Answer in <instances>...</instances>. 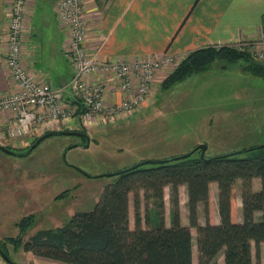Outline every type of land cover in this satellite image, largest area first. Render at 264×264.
Returning <instances> with one entry per match:
<instances>
[{
    "label": "rangeland",
    "instance_id": "obj_1",
    "mask_svg": "<svg viewBox=\"0 0 264 264\" xmlns=\"http://www.w3.org/2000/svg\"><path fill=\"white\" fill-rule=\"evenodd\" d=\"M223 64L215 61L207 72L194 74L166 90L160 84L172 68H162L157 71L162 77L160 83L152 80L148 97L151 106L116 122L85 127L71 119L58 125L37 124L31 130L32 135L57 128L69 131L67 126L74 121L77 131L89 134L87 147L82 137L55 135L42 140L29 153L28 149L15 151L27 152L24 156L0 152V239L16 237L17 223L29 215L34 221L24 239L37 230L61 226L75 213L89 212L104 186L117 177L105 174L155 160L141 158L180 156L172 154L184 152L197 142L205 144L204 141L219 148H208L204 153L207 159L222 154L225 148L241 151L263 145L264 77L241 71L243 61L221 68ZM257 142L259 145H254ZM99 175L103 176L94 178ZM43 179L45 186L39 189ZM259 188L260 180L254 179L252 190ZM60 195L63 197L58 198ZM233 199V218L242 220L240 181L234 185ZM216 201L214 194L209 195L206 210L204 205L199 206L202 216L205 212L210 214ZM131 204L133 211L132 200ZM166 205L164 219L170 216L172 207L168 194ZM147 208L152 209L150 201ZM7 248L16 264H27L26 252L21 248L16 252L11 245ZM0 264H7L1 256ZM260 264H264L262 246Z\"/></svg>",
    "mask_w": 264,
    "mask_h": 264
},
{
    "label": "trees",
    "instance_id": "obj_2",
    "mask_svg": "<svg viewBox=\"0 0 264 264\" xmlns=\"http://www.w3.org/2000/svg\"><path fill=\"white\" fill-rule=\"evenodd\" d=\"M94 1L100 7L110 0ZM234 45L205 46L187 53L161 81L160 88L169 89L194 74L207 72L215 61H223L221 68L243 61L245 71L264 77V64L253 61L246 50H237ZM199 152L116 175L104 186L92 210L75 213L61 226L37 230L27 239L25 234L34 219L32 215L23 217L17 223L19 234L0 239V249L10 259L8 245L15 252L21 248L66 264H193L190 229L195 228L197 264H217L220 254L224 264H253V247L255 264H260L261 246L264 261V145L208 159L204 156L206 160ZM254 179L260 180L257 191L252 190ZM237 181L241 221L233 218ZM210 183L217 185L219 223L210 224L205 212V224L201 225L198 207L204 205L206 210ZM182 185L186 189L188 226L180 224L178 188ZM165 187L170 189V227L164 224ZM129 194L134 229L129 228ZM147 201L152 209L147 208Z\"/></svg>",
    "mask_w": 264,
    "mask_h": 264
},
{
    "label": "crops",
    "instance_id": "obj_3",
    "mask_svg": "<svg viewBox=\"0 0 264 264\" xmlns=\"http://www.w3.org/2000/svg\"><path fill=\"white\" fill-rule=\"evenodd\" d=\"M57 1L30 0L25 11L24 38L21 48L23 65L38 82L46 83L51 88L64 85L74 71L64 52L68 39L67 32L55 15ZM7 4L8 0H0V98L16 90L4 62L6 45L3 31L7 22ZM85 5L88 25L84 47L89 52L97 50L101 57L107 59L117 57L138 59L163 54L182 59L187 53L205 46L251 44L264 32V0H110L100 7L94 0H85ZM240 70L247 72L244 70V65L240 66ZM160 78H162L160 73L156 74L154 82L160 83ZM119 96V94L113 95L114 98ZM71 98L65 92L66 101L71 102ZM150 106L151 104L147 105L144 110ZM8 121L9 113L0 111V144L8 146L13 151H24L30 146L33 138L40 136V134L32 135L31 133L23 138L11 140L6 134ZM73 123L75 124L74 121L70 122L67 129L76 130ZM59 130L64 129L57 128L51 131ZM203 143L206 144L205 152L208 148L219 150L209 142ZM257 143L254 145H259L260 142ZM197 144L194 143L191 148ZM190 149L172 155H183L182 153L189 152ZM225 149L217 156L237 151ZM169 156L157 155L141 158V160H162ZM42 182L44 184H38L39 189L42 185L45 186L44 179ZM169 190V187L164 188V208L167 206L166 196L169 195ZM140 194L142 195V192ZM212 194L217 198L216 183L209 185V195ZM178 198L180 224L188 226L186 189L183 185L178 188ZM131 200L132 194H129V228L134 229ZM200 211L198 207V222L204 225L206 219ZM207 219L212 225L219 223L216 202ZM236 220L241 221V218ZM164 224L166 227L171 226L169 215L164 219ZM142 226L145 228L143 222ZM190 232L193 264H197L196 230L191 228ZM25 254L27 259L24 261L25 263L27 261V264L44 262V264H66L34 256L28 252ZM21 263L23 264L22 261ZM217 264H224L222 254L218 256Z\"/></svg>",
    "mask_w": 264,
    "mask_h": 264
},
{
    "label": "built area",
    "instance_id": "obj_4",
    "mask_svg": "<svg viewBox=\"0 0 264 264\" xmlns=\"http://www.w3.org/2000/svg\"><path fill=\"white\" fill-rule=\"evenodd\" d=\"M29 2L8 0L3 31L4 62L16 86L13 93L0 98V111L9 113L6 134L11 140L28 136L37 124L58 125L75 119L86 127L139 114L149 103L156 72L173 68L180 61V58L165 54L138 59H107L97 50L89 52L84 47L88 25L85 0H58L55 15L67 32L64 52L74 71L64 85L51 88L38 82L22 63L24 19ZM233 47L243 48L253 61L264 64V32L251 44ZM65 92L72 97L71 102L66 101ZM112 94L120 96L114 98Z\"/></svg>",
    "mask_w": 264,
    "mask_h": 264
},
{
    "label": "water",
    "instance_id": "obj_5",
    "mask_svg": "<svg viewBox=\"0 0 264 264\" xmlns=\"http://www.w3.org/2000/svg\"><path fill=\"white\" fill-rule=\"evenodd\" d=\"M55 135H62V136H66V135H74V136H79V137H82L85 141V146L84 147H87L88 144H89V141H90V138L88 136L87 133L85 132H82V131H77V130H70V131H65V130H59V131H49V132H45L43 133L42 135H40L27 149H28V153L30 151H32L34 148H36L41 142L42 140H44L45 138H48L50 136H55ZM264 145V144H263ZM262 145V146H263ZM83 146V145H81ZM194 150H199V156L201 159H205L204 158V153H205V150H206V145L205 144H199L197 145L196 147H194L190 152L186 153V154H183V155H180V156H175V157H171L169 159H162V160H146V161H141L131 167H128V168H125V169H122L120 171H117V172H113V173H108V174H105L106 176L110 177V176H115V175H118V174H121L123 172H128L130 170H134L135 168H138L140 166H143V165H146V164H149V163H157V162H165L167 160H178V159H181V158H184V157H187L189 156ZM0 151L3 152V153H6V154H9V155H13V156H24L26 155L27 152H22V153H16L15 151H13L12 149H9L7 148L6 146H3L0 144ZM206 160V159H205ZM82 173V172H81ZM84 174V173H82ZM85 176H88L86 174H84ZM103 175H99V176H94L95 178L97 177H101ZM90 177V176H89ZM0 256L1 258L7 263V264H15L1 249H0Z\"/></svg>",
    "mask_w": 264,
    "mask_h": 264
}]
</instances>
